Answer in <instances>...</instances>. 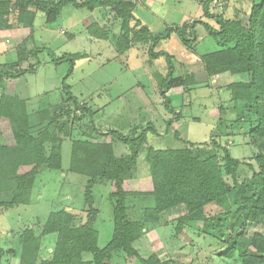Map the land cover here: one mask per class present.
Segmentation results:
<instances>
[{"label":"rangeland","instance_id":"1","mask_svg":"<svg viewBox=\"0 0 264 264\" xmlns=\"http://www.w3.org/2000/svg\"><path fill=\"white\" fill-rule=\"evenodd\" d=\"M205 1L207 0H153L154 3H150L144 15L150 20H153V14L159 15V20L165 25L155 28L157 32L153 33L165 32L168 25L181 26L185 22L201 18ZM144 5L149 4L146 2ZM90 6H77L72 2L51 21L42 12H38L34 29L16 26L14 30H0V64L14 63L21 50L30 54L35 47L42 46L46 49L38 54V58L29 55L22 64L23 68L30 69L37 61L40 62L36 73H27L24 81L17 86L18 91H21L18 97L26 100L31 132L39 135L47 130L56 137L55 140L63 142L62 168L41 172L26 204L0 208V264H20V237L27 229H32L40 237L41 252L37 264L52 259L57 234L42 233L51 212L64 210L74 214L77 217L74 220L77 228L87 219L84 195L88 178L70 171L72 139L69 134H73V131L76 133L79 124L75 123L77 121L73 114H66V110L74 108L75 104L68 99L64 84L70 86L72 94L78 99V105L86 104L90 108L99 109L94 115L98 130L117 129L127 136L137 135L144 129L147 131L148 143L143 145L144 151H141L138 158L139 176L124 182V188L133 194L128 199L132 217L140 216L144 208L154 205V198L147 194L153 190L145 152L148 144L155 148L188 146L204 158L217 155L221 159L224 157L221 148L226 147L234 158L243 162L239 172L240 180L252 174L250 164L254 166V170H258L255 161L258 149L250 143L251 138L247 134L249 123L245 122H253L256 117L249 113L248 106L235 101L228 89L233 82L250 81L251 74L225 72L213 77L207 75L201 57L205 53L221 49L222 45L205 35L204 26H197V39L191 45H184L173 33L155 47V52L163 51L172 56L175 66L173 76L181 79L180 86L167 92L173 109L181 117L176 122L177 116L167 111L165 99L160 95L161 77L168 73L166 56L155 57L150 54L152 41L149 38L141 40V43H133L138 40L130 32L131 37L124 39L126 24L109 7H106V11L110 12L108 30L120 42L91 38V30L99 28L96 24H91V18L101 15L104 8ZM95 7L101 9L92 11ZM209 8L217 14L223 12L226 18H246L250 2L213 0ZM163 11H167L166 15L169 16L166 19L161 15ZM14 18L12 17V21ZM203 19L207 20L205 17ZM99 22L102 25V21ZM129 23L130 27L134 25V22ZM126 47H131V50L128 51ZM67 54H78L77 57L74 56L75 64L69 75L70 61H52V55L59 58ZM187 74L193 75L194 81H189ZM23 87L26 90H22ZM2 94L0 89V101ZM40 112H47L49 118H58L57 123L49 124L48 119L42 121ZM168 118H172L173 122L167 124ZM62 126L65 129L63 132L59 130ZM150 126H154L157 132ZM10 127L9 120L0 118V142L14 145ZM59 133H62V138ZM107 139L110 140L109 137ZM55 144L57 142L54 140L46 143L47 153L51 152ZM114 149L117 156L131 152L129 145L119 140L114 142ZM6 164L9 161H5L0 167L1 178L5 182L15 180L21 171L14 174ZM24 168L28 169L29 166ZM93 190L94 205L100 213L95 222L99 232L98 245L104 247L110 241L114 228L110 197L115 190L114 182L98 183ZM10 194L11 192L9 195L0 193V201ZM208 210L214 212L219 208L209 205ZM186 213L183 205L164 213L161 224L148 230L146 237L136 243L141 255L147 257L154 251L160 258L171 259L174 264H241L237 256L228 258L224 255L228 250L224 244L225 239L233 230L232 224H226L222 235L217 232L210 235L196 227L202 226V222H191L185 225L180 235H176V227L180 229L178 218ZM257 230L264 232L260 226L245 223L237 226L236 232L251 238ZM84 255L86 259L91 258L90 253ZM113 264L140 263L138 259L119 257Z\"/></svg>","mask_w":264,"mask_h":264},{"label":"trees","instance_id":"2","mask_svg":"<svg viewBox=\"0 0 264 264\" xmlns=\"http://www.w3.org/2000/svg\"><path fill=\"white\" fill-rule=\"evenodd\" d=\"M138 1L140 0H86L78 4L75 0H0V30L16 26L34 29L38 12H42L51 21L72 2L77 6L91 4L113 8L126 24L124 39L128 40L130 34L138 41L149 38L152 41L150 54L155 57L166 56L168 73L161 77L160 95L165 99L167 111L177 116L175 121L179 122L180 114L173 109L167 92L180 86L181 79L173 76L175 66L172 56L163 51L155 52V47L173 33L184 45H191L197 39V26H204L205 35L222 45L221 49L205 53L201 57L207 75L213 77L225 72L251 74L250 81L233 82L228 89L232 98L248 106L249 113L256 117L253 122H245L249 123L247 134L251 138L250 143L258 149L255 156L258 170H254V166L250 164L252 174L240 180L239 172L243 162L234 158L226 147L221 148L224 153L221 159L217 155L204 158L188 146L155 148L148 144L145 152L153 190L147 194L154 198V205L144 208L140 216L132 217L128 199L133 194L124 188V182L137 177L138 158L141 151H144L143 145L148 143L147 131L144 129L137 135L127 136L117 129L98 130L94 115L99 109L90 108L86 104L78 105V99L72 94L70 86L64 84L68 99L75 104L74 108L66 110V114H73L77 121L75 123L79 124L78 131L69 134L72 139L70 171L88 178L84 195L87 219L77 228L74 221L77 217L74 214L64 210L49 214L42 233H56L57 240L52 259L43 264H113L119 257L138 259L140 264H174L171 259L160 258L154 251L143 257L136 243L146 237L149 228L160 223L164 213L181 205L187 213L178 218L180 229L176 227V235L180 234L185 225L197 221L202 222V226H196L200 231L222 235L226 224L230 223L233 230L225 239L224 244L228 250L224 255L228 258L237 256L241 264H264V232L257 230L251 238L236 232L237 226L245 223L255 224L264 230V0H241L250 2L249 14L246 18L234 19L226 18L223 12H211L209 7L213 0H207L204 2L201 18H195L181 26L168 25L165 32L160 33L151 32L135 17L133 10ZM12 17H15L14 21ZM129 22H134V25L130 27ZM44 50L46 49L42 46L35 47L30 54L21 50L14 63L0 64V89L3 91L0 118L9 120L14 138V145L0 142V167L2 163L9 161L6 165L12 168V173L21 171L15 180L7 182L1 178L0 173V193L9 195L11 192L10 196L0 201V208L26 204L39 174L47 169L62 168V140H55L56 137L47 130L39 135L31 132L26 100L18 97L21 93L17 89L19 83L24 81L27 73H36L40 66L39 61L30 69L23 68L22 64L29 55L38 58V54ZM74 56L75 54H67L56 58L52 55V61H70L69 75L75 64ZM186 78L194 81L193 75L187 74ZM24 88L22 90H26ZM40 113L42 121L48 119L49 124L57 123L58 118H49L47 112ZM171 122L172 118H168L167 124ZM150 128L157 132L154 126ZM59 130L65 131L63 126ZM60 135L62 138V133ZM53 140L57 144L47 153L46 143ZM117 140L129 145L131 152L117 156L114 149V142ZM217 147L220 148L219 145ZM24 166L29 168L25 169L27 167ZM107 181L114 182L115 186L110 194L114 228L110 241L100 247L99 232L95 227L100 213L94 205L93 187ZM209 205L217 206L219 210L210 212ZM40 252V237L32 229L25 230L20 237V264H37ZM85 253H90L91 258L86 259Z\"/></svg>","mask_w":264,"mask_h":264},{"label":"crops","instance_id":"3","mask_svg":"<svg viewBox=\"0 0 264 264\" xmlns=\"http://www.w3.org/2000/svg\"><path fill=\"white\" fill-rule=\"evenodd\" d=\"M54 1H58V0H54ZM78 4H81V3H84V2H86V0H75ZM146 2H148V4L149 5H144V3H146ZM150 3H154L153 2V0H140V1H138V3H137V5H136V7L134 8V10H133V13H134V15H135V17L136 18H138L140 21H141V23L142 24H144V25H146L147 27H148V29L150 30V31H152V32H157V30H155V28H159L161 25L163 26V25H165L164 23L162 24V21L161 20H159V15H154L153 14V20L151 19H148V18H145V15H144V12L147 10V8L150 6ZM69 5V4H68ZM101 8H104V12L101 14V15H97L96 17H92L91 18V20H93L92 22H91V24H96L99 28H97V29H95V31L94 30H91V33H90V31H88L90 34H89V36H91V38H94V39H103V40H105V41H107V42H115V41H117V42H120V40H117L116 39V37H115V35L113 36V34L112 33H110V31L108 30L109 28V22L107 21L108 19H109V13L110 12H107L108 11V9H106V7H101ZM101 8H98V9H101ZM97 9V7H95L94 9H92V11H94V10H98ZM168 9V8H167ZM107 10V11H106ZM169 10V9H168ZM167 14V11H163L162 13H161V15L166 19L167 17H169V16H167L166 15ZM96 19H99L100 21H102V25H100L99 23V20H96ZM85 20L86 21H88L86 18H85ZM158 20L160 21L159 23H158ZM89 22V21H88ZM158 23V24H157ZM89 23H86V25H88ZM157 24V26H155ZM166 25H168V24H166ZM90 26V25H89ZM14 29H16L15 27L14 28H12V30H14ZM133 36V35H132ZM131 37V36H130ZM129 37V38H130ZM133 43H141V41H136V42H133ZM145 43V42H144ZM130 46H131V43H130ZM132 48H133V46H131ZM131 47H126L127 48V50L128 51H130L131 49ZM139 175H137V177H138ZM137 177L135 178V179H137ZM128 180H132V179H128ZM128 180H125V183H127V181ZM125 183H124V185H125ZM128 203H129V201H128ZM172 210V209H171ZM162 217H163V215H162ZM161 220H162V218H161ZM161 222V221H160ZM161 223H159L157 226H155V227H153V228H149V230H152V229H154V228H156V227H158L159 225H160ZM146 235H147V233H146ZM180 235V234H179Z\"/></svg>","mask_w":264,"mask_h":264},{"label":"built area","instance_id":"4","mask_svg":"<svg viewBox=\"0 0 264 264\" xmlns=\"http://www.w3.org/2000/svg\"><path fill=\"white\" fill-rule=\"evenodd\" d=\"M133 1H135V0H133Z\"/></svg>","mask_w":264,"mask_h":264}]
</instances>
